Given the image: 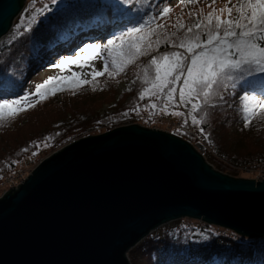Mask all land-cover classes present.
<instances>
[{
	"label": "trees",
	"instance_id": "16d2710c",
	"mask_svg": "<svg viewBox=\"0 0 264 264\" xmlns=\"http://www.w3.org/2000/svg\"><path fill=\"white\" fill-rule=\"evenodd\" d=\"M25 1L11 37L0 42V101H15L28 96L35 106L14 116L5 114L0 120V192L8 177L33 167L44 157L89 133L90 129L100 126L103 119L112 124L136 119L139 124L148 127L159 117L174 118V112L184 109V103L179 101L178 96L182 85L179 82L173 85L177 88L175 101L168 99L167 90L160 92L155 99L149 94L140 99L144 89L151 87L150 83H146V77L150 81L155 75L153 70L146 74L144 69L149 66L152 57H159L165 52L185 51L166 44V41L178 42L184 38L187 26H192L213 9L222 19H228L227 12L219 10L232 7L231 4L226 5L225 0H218L215 4H211V0H200L195 4H182L179 0H66L50 10L31 11ZM166 6L171 11L163 16L161 10ZM236 15L233 12V17ZM180 24L186 27L180 29ZM142 26L141 34L153 32L148 40L142 42L146 55L118 56L120 49L109 46L108 51L102 49L96 58L101 60L100 67L90 66L85 79H79L89 83L77 85L76 79L58 80L42 89L47 94L46 99L31 95L42 82L29 89V74L38 69H53L49 62L51 58L65 56L71 48H83L85 44L107 45L109 40L115 41L132 28ZM149 42L151 47H148ZM123 48L126 52L127 44ZM106 62L109 64L108 71L93 79V71H102ZM117 65L124 70L118 71ZM127 82L131 85L119 91V85ZM53 88L63 90L52 95L50 89ZM246 93L262 95L251 88H221L219 95L223 99L214 97L210 102L214 106L202 108L198 119L203 122L197 126L201 139L211 144L223 159L256 167L264 163V110L253 104L255 114L247 112V102L241 99ZM109 104L112 107L109 112L101 111L104 105ZM23 106L22 101L20 107ZM187 106L191 108V104ZM249 119L250 124L247 123ZM173 133L190 140L185 131L177 129ZM220 229L200 221L183 219L174 227L154 231L144 238L128 252L130 262L264 264L263 238L237 237ZM221 244L229 247L222 253H216L215 249Z\"/></svg>",
	"mask_w": 264,
	"mask_h": 264
},
{
	"label": "water",
	"instance_id": "95a60500",
	"mask_svg": "<svg viewBox=\"0 0 264 264\" xmlns=\"http://www.w3.org/2000/svg\"><path fill=\"white\" fill-rule=\"evenodd\" d=\"M23 1L0 0V40ZM19 186L0 197V264H131L133 247L186 217L264 237V179L225 174L185 139L139 124L65 145Z\"/></svg>",
	"mask_w": 264,
	"mask_h": 264
},
{
	"label": "snow or ice",
	"instance_id": "6c2138e0",
	"mask_svg": "<svg viewBox=\"0 0 264 264\" xmlns=\"http://www.w3.org/2000/svg\"><path fill=\"white\" fill-rule=\"evenodd\" d=\"M179 2L195 4L200 0H179ZM217 2L218 0H211V4ZM225 3L226 5L231 4L232 7H225L219 11L221 13L226 11L228 19H222L213 9L212 12L198 19L192 26L179 25L180 29L186 27L184 38L179 39L178 42L168 40L166 44H171L174 48L185 49V51L165 52L159 57H152L149 66L144 71L147 74L151 69L155 75L150 81L146 77V83H150L151 88H145L140 99H144L146 94H156L167 90L165 94L168 99L175 101L174 94L177 93V88L173 85L179 82L182 85L178 94L179 101L186 105L191 104L193 114L191 122L198 125L203 122L202 119H198L202 108L214 106L210 104L214 97L223 99L219 95L221 88L236 89L239 86L242 89L251 88L262 94L257 96L246 93L241 97L243 101L247 102L245 104L247 112L255 114L253 104H257L260 109L264 110V0H225ZM170 11L171 8L166 6L161 10V13L163 16H167ZM233 12L237 14L235 17H233ZM17 27L19 28L20 25ZM158 27L164 26L158 25ZM142 30L143 26L132 28L124 36L118 37L117 39L121 41L120 45H115L113 40H109L104 46L86 44L80 50L86 55L75 54L65 57L54 67L70 70L71 65L92 66L90 62L98 57L102 49L108 51L109 46L120 49L118 56L146 55L147 53L143 51L142 42L148 40L153 32L141 34ZM172 35L175 36L176 33H172ZM125 44H127L126 52L123 48ZM148 47H151L150 42ZM110 54L111 51H109ZM108 68L109 64L106 62L102 71L94 70L93 79L103 76ZM117 70L123 71L124 69L121 65H117ZM79 76L80 73L72 74V77L77 78L75 81L77 85L89 83L87 80L80 81ZM72 77H49L38 84L31 95L39 96L41 100L46 99L47 94L42 89L58 80L66 81ZM58 90H63V88L50 89L52 95H55ZM22 101L24 106L20 107ZM193 101H202V103ZM13 105L18 107L14 108ZM34 106L35 104L29 100L28 96L15 101L2 100L0 101V120L4 118L5 114L14 116ZM173 114L176 116L184 115L183 112H174ZM247 123L250 124L251 120L249 119ZM200 131L203 132L204 129L201 128Z\"/></svg>",
	"mask_w": 264,
	"mask_h": 264
},
{
	"label": "rangeland",
	"instance_id": "374dc122",
	"mask_svg": "<svg viewBox=\"0 0 264 264\" xmlns=\"http://www.w3.org/2000/svg\"><path fill=\"white\" fill-rule=\"evenodd\" d=\"M64 1H66V0H26L25 4H26V7L28 8V10H31V11H35L36 9L41 10V9H46V8L48 10H50V9H53V6H55V4L60 3V2H64ZM13 31H14V27H12L10 32L7 35H5L0 40V42L8 39L9 37H11ZM92 44H94V43H92ZM115 45H120L119 39L115 40ZM81 47L82 46L77 47V48H72L69 51V53L66 54L65 56H61L60 55V56H57L56 58H51V60L49 62L54 66V65L58 64L59 61L64 59L65 57L74 56L75 54H79L81 56L86 55L85 53H82L80 51L82 49ZM113 47L115 48V46H113ZM115 49H117V48H115ZM161 63H163V62H161ZM90 64L91 65H95L97 68H99L100 65H101V60L100 59H95V60L91 61ZM89 68H90V66L80 67L78 65H71L70 66V70H65V69L56 68V67H54L51 70H47V69H41V70L38 69L37 71L34 70L28 76V82H29L28 87H29V89H31L35 85V83L43 82L44 80H46V79H48L49 77H52V76L64 75L66 77H72L73 73H80V76L78 77V79L83 80V79H85L86 71ZM72 79H77V78L76 77H72ZM128 85H131V83L130 82L121 83L119 85V91L126 90ZM149 95H151L155 99V98H157L160 95V92H158L156 94L149 93ZM177 100H178V98H177ZM111 104L104 105L101 111L109 112L112 109ZM183 106H184V109L182 111H179V112H183L184 113L183 116H175L174 118H168V117H164V116L159 117V118L157 117L158 119H156V122L152 126H148V128L160 129V130H164V131H167V132L172 131V130H177V129H180L181 131H184V129L187 128V125H186L185 121H187V119H192V117H191V108H189L185 104ZM137 121L138 120H136V119H131L129 121H124V122H122L120 124H112L107 119H103V120L100 121V123H101L100 126H98L97 128L90 129L89 133L81 136L80 138L85 137V136L98 135V134L104 133V132H106V131H108V130H110L112 128H115V127H118V126H121V125L139 124ZM139 125H141V124H139ZM180 125H181V127H180ZM141 126H144V125H141ZM77 139H79V138H77ZM77 139H75V140H77ZM214 154L217 155V153H214ZM217 156L219 158L223 159L221 156H219V154ZM46 157H44V158H46ZM223 160L227 161L225 159H223ZM227 162H229V161H227ZM39 163H37L33 167H28L27 169H25V170H23L21 172H18V173L14 174L11 177H8L6 179V181H5L6 182L5 185L3 186V190H1V192H0V197L3 196L8 190H11L14 187H16L22 180H24L29 175V173ZM229 163H231V162H229ZM233 163L235 164V162H233ZM249 167L252 168V169L254 168L253 166H249ZM252 173L253 174L242 173L241 175H236L234 173H230L231 175L229 173H227V174L230 175V176H233V177L234 176H238V177H242V178H249V177L253 178V177H256V173L255 172H252ZM183 219H189V220H193V221H198L199 222V220L186 217V218H182V219H178V220L167 222V223L159 226L158 228H156L155 231H161L162 229H165V228L174 227L177 224H179L180 221H182ZM218 228H221V227H218ZM220 230H224L228 234H233V235H236L237 237H241V236L237 235L236 233H234L233 231L227 230L225 228H221ZM228 247L229 246H226L225 244L218 245L217 248L215 249V252L216 253H222L223 250L227 249Z\"/></svg>",
	"mask_w": 264,
	"mask_h": 264
},
{
	"label": "built area",
	"instance_id": "2783aa9c",
	"mask_svg": "<svg viewBox=\"0 0 264 264\" xmlns=\"http://www.w3.org/2000/svg\"><path fill=\"white\" fill-rule=\"evenodd\" d=\"M196 129L193 128L191 129V134L196 136ZM197 148L206 156L207 162L213 167L220 169V171L225 172V173H234V174H239L241 172H255L257 175V179H263L264 178V163L259 166L256 169H251L249 167H242L238 166L235 164H231L228 162L223 161L221 158H219L214 152L212 151V148L210 146H202L198 145Z\"/></svg>",
	"mask_w": 264,
	"mask_h": 264
},
{
	"label": "bare ground",
	"instance_id": "6f19581e",
	"mask_svg": "<svg viewBox=\"0 0 264 264\" xmlns=\"http://www.w3.org/2000/svg\"><path fill=\"white\" fill-rule=\"evenodd\" d=\"M20 187V186H19ZM252 239V238H251ZM128 257H129V255H128Z\"/></svg>",
	"mask_w": 264,
	"mask_h": 264
}]
</instances>
